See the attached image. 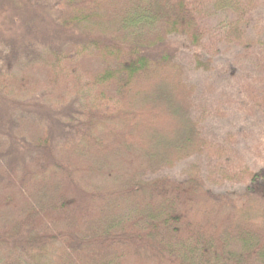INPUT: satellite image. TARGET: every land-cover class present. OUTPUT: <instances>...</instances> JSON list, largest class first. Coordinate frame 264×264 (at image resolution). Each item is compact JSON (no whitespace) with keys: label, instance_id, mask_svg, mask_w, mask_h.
Returning a JSON list of instances; mask_svg holds the SVG:
<instances>
[{"label":"trees","instance_id":"16d2710c","mask_svg":"<svg viewBox=\"0 0 264 264\" xmlns=\"http://www.w3.org/2000/svg\"><path fill=\"white\" fill-rule=\"evenodd\" d=\"M23 2L39 38L27 61L13 36L4 44L0 264H264V218L212 193L198 166L149 178L208 149L170 38L246 50L256 0H0V31L19 29L7 10ZM45 6L55 13L39 28ZM243 164L250 191L264 170Z\"/></svg>","mask_w":264,"mask_h":264},{"label":"rangeland","instance_id":"374dc122","mask_svg":"<svg viewBox=\"0 0 264 264\" xmlns=\"http://www.w3.org/2000/svg\"><path fill=\"white\" fill-rule=\"evenodd\" d=\"M256 3V9L247 19L246 50L234 45L215 44L210 40L205 42L203 48L197 49L190 46L185 38H170L171 45L178 50L176 64L183 71L186 81L197 87L194 117L201 123L200 129L208 141V149L202 156L184 161L174 169L149 176L150 179L168 176L183 181L190 169L194 165L198 166L208 189L235 201L240 211L251 219L264 218V182L252 185L249 191L244 183L237 181L236 174L242 163L256 172L264 170V0H256ZM8 6L7 11L14 15L12 18L15 17L19 29L14 27L13 32L8 24L10 31L5 30L6 26L0 31V70L6 65L3 60L6 52L9 54L4 44H10L13 38L16 50L26 61L28 58L25 52L32 46H38L39 37L35 39L36 33L31 27L34 18L27 13L36 10L35 3L23 2ZM45 7L49 9L46 10L48 15L42 18L39 28L55 13L51 6ZM195 53L202 54L204 60H213L210 71L195 68ZM4 104L0 105V109ZM8 110L10 117L5 121L12 128L8 133L12 135L18 125L20 111H15L14 107ZM30 110L31 113L35 112ZM61 112L59 119L63 122V118L72 113L69 109ZM25 123H28L27 119ZM52 129L53 136L68 137L69 130L66 128L54 129L52 125ZM24 151L25 156L28 151ZM16 153L23 156L20 150Z\"/></svg>","mask_w":264,"mask_h":264}]
</instances>
